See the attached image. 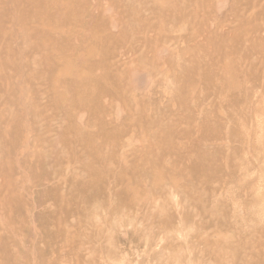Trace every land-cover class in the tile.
I'll list each match as a JSON object with an SVG mask.
<instances>
[{
  "label": "rangeland",
  "instance_id": "374dc122",
  "mask_svg": "<svg viewBox=\"0 0 264 264\" xmlns=\"http://www.w3.org/2000/svg\"><path fill=\"white\" fill-rule=\"evenodd\" d=\"M0 264H264V0H0Z\"/></svg>",
  "mask_w": 264,
  "mask_h": 264
}]
</instances>
